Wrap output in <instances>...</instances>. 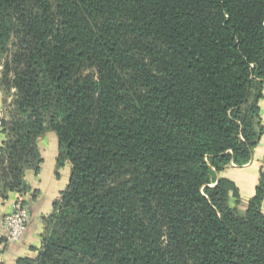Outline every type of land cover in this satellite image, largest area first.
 <instances>
[{
	"label": "trees",
	"instance_id": "16d2710c",
	"mask_svg": "<svg viewBox=\"0 0 264 264\" xmlns=\"http://www.w3.org/2000/svg\"><path fill=\"white\" fill-rule=\"evenodd\" d=\"M11 45L0 199L38 169V133L70 164L20 264H264L263 181L240 212L218 177L263 134L264 0H0V63Z\"/></svg>",
	"mask_w": 264,
	"mask_h": 264
},
{
	"label": "crops",
	"instance_id": "0c3cea01",
	"mask_svg": "<svg viewBox=\"0 0 264 264\" xmlns=\"http://www.w3.org/2000/svg\"><path fill=\"white\" fill-rule=\"evenodd\" d=\"M263 134L253 150L249 162L242 166L230 165L218 174L219 178L230 180L236 187L238 202L233 199V207L244 212L248 202L254 197L261 180L264 184V84L262 98L258 103ZM3 99L0 93V113ZM5 138L0 135V151ZM41 165L37 170H29L24 175L25 191L10 193L6 200L0 199V264H20L23 259L34 260L41 248L45 220L52 214L53 205L61 197L69 184L70 164L68 161L57 164L58 141L53 132L44 133L37 143ZM21 198L27 212V226L21 240L17 243L7 241L2 233L3 218L13 210ZM264 212V201L262 203Z\"/></svg>",
	"mask_w": 264,
	"mask_h": 264
},
{
	"label": "rangeland",
	"instance_id": "374dc122",
	"mask_svg": "<svg viewBox=\"0 0 264 264\" xmlns=\"http://www.w3.org/2000/svg\"><path fill=\"white\" fill-rule=\"evenodd\" d=\"M14 41H15V36L13 35V37L11 38V42H14ZM17 52L18 51H17L16 46H12L11 45V48L3 56L2 60H1V63H0V93H1L2 99H3V109L1 111V113L4 116V118H3L4 120L6 119L5 109H6V113H7L8 117H9V119H11V117L14 116V114H13V108L14 107L13 106H14L15 100L17 99V92H16V89H14V87L12 86L13 85L12 82H13L14 75L16 74V72L18 70H20V68H18V66H17V62H14V60L16 58L15 54ZM6 67H8V68H6ZM85 73L91 74V73H95V72H93L92 70L88 69V70H85ZM3 132H5L4 129H3ZM2 135L4 136V133ZM43 135H44V133H38L36 135L35 140H36L37 143L43 137ZM39 165H41L40 161L37 163V167ZM61 165H58V166H61ZM3 167H4L3 169H0V175H5L4 173L9 174V171L10 170H14L17 166L11 164V162L8 161V163H6ZM29 170H35V168H30ZM29 170H27V171H29ZM65 191H67V189ZM19 200H21V203L23 204V201H22L21 198H17L16 202H18ZM232 203H233V199L230 196V198L228 200V204H229L230 207H233Z\"/></svg>",
	"mask_w": 264,
	"mask_h": 264
},
{
	"label": "built area",
	"instance_id": "2783aa9c",
	"mask_svg": "<svg viewBox=\"0 0 264 264\" xmlns=\"http://www.w3.org/2000/svg\"><path fill=\"white\" fill-rule=\"evenodd\" d=\"M4 116L0 113V135L4 129ZM27 226V212L21 200L15 203L13 211L7 214L2 221L1 230L7 241L17 243L23 237Z\"/></svg>",
	"mask_w": 264,
	"mask_h": 264
}]
</instances>
